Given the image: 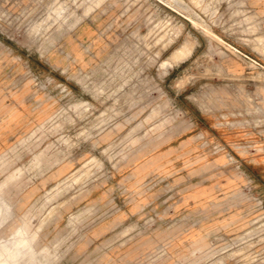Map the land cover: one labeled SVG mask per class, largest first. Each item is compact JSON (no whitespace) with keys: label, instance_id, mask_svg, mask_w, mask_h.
Returning a JSON list of instances; mask_svg holds the SVG:
<instances>
[{"label":"rangeland","instance_id":"374dc122","mask_svg":"<svg viewBox=\"0 0 264 264\" xmlns=\"http://www.w3.org/2000/svg\"><path fill=\"white\" fill-rule=\"evenodd\" d=\"M0 264H264V0H0Z\"/></svg>","mask_w":264,"mask_h":264}]
</instances>
